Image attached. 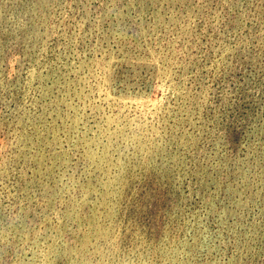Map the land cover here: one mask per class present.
Masks as SVG:
<instances>
[{"label": "rangeland", "instance_id": "rangeland-1", "mask_svg": "<svg viewBox=\"0 0 264 264\" xmlns=\"http://www.w3.org/2000/svg\"><path fill=\"white\" fill-rule=\"evenodd\" d=\"M0 264H264V0H0Z\"/></svg>", "mask_w": 264, "mask_h": 264}]
</instances>
